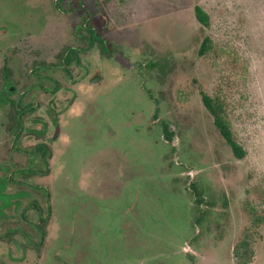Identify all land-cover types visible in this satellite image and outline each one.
<instances>
[{
    "label": "rangeland",
    "instance_id": "obj_1",
    "mask_svg": "<svg viewBox=\"0 0 264 264\" xmlns=\"http://www.w3.org/2000/svg\"><path fill=\"white\" fill-rule=\"evenodd\" d=\"M54 3L0 0V89L5 65L17 85L9 99L33 85L27 100L37 109L28 121L45 120L51 136L57 114L63 133L52 162L72 166L58 175L16 171L33 163L14 148L29 151L34 138L25 132L15 141L10 108L1 107L3 264H264V0H112L104 7L115 39L109 50L78 41L68 24L84 22L82 14L67 20ZM198 4L209 26L197 19ZM207 36L211 47L201 54ZM67 46L87 50L71 75L54 73L61 89L52 93L53 71L42 62ZM201 91L224 102L244 157L232 152ZM34 191L52 192L48 203L57 205L44 239L20 218H40L29 198L12 210ZM35 199L45 210V198Z\"/></svg>",
    "mask_w": 264,
    "mask_h": 264
},
{
    "label": "flooded vegetation",
    "instance_id": "obj_2",
    "mask_svg": "<svg viewBox=\"0 0 264 264\" xmlns=\"http://www.w3.org/2000/svg\"><path fill=\"white\" fill-rule=\"evenodd\" d=\"M88 1L89 0H55L56 4L55 3L54 4L56 6V9L59 10V14L65 15L67 17L66 18L67 20L69 19V16L74 11L78 12L79 14H82V17L84 18V22L80 21L77 23L68 24V29L71 28L70 26H73V28L71 29H73L74 31L76 30L74 34L76 37H78V41L84 44V38L88 39L89 47H92V45L98 41L102 44L103 49L109 50L114 46L115 39L113 38L112 34L108 33V31L112 29L105 28V26L109 25L106 22V20L107 21L110 20L111 17H109V15L105 13L106 10L104 7L106 6V4H108L112 0H99L100 4L98 6H96V4L94 3V5L91 7L87 4ZM65 4H67V6ZM58 19L62 21V19L55 17L56 22L58 21ZM62 23H65V22L62 21ZM63 26L65 27L66 23L62 25L61 27ZM84 29L89 32L90 35L88 37L87 36L84 37ZM84 50H87V49H85L82 46H67L61 54L60 53L56 54L52 58V61L50 62V64H48L46 61L42 62L43 67L46 66L47 68L53 71V74L47 75L46 77L56 82L55 86L51 90H49L50 92L56 93V92H59V90L61 89V83L55 80L54 78L55 76L53 77L54 73L58 71L59 68H61L66 74L71 75L72 74L71 65L73 63L78 64L81 62V55L84 53ZM5 66H4V82H3L2 88L0 89V120H1V107L3 105H6L7 106L6 108L8 107L10 108L6 111L7 112L11 111L8 114V120L11 121V124L6 126L7 132L10 134L12 133L16 134L15 139H14L15 141L18 140L19 137L23 135V133L28 132L30 136L34 138V143H35L32 146V149L29 151H22L20 148H14L13 147L14 144H13L12 147L16 150V152L18 150V152H21L23 154L25 153L28 154L26 157L27 158L26 161H28V163H31L29 162V159L30 160L32 159V163H33L31 165L17 168L16 171H20V173L23 172L24 174L29 173L31 175H38V176L44 175L48 172L49 173L46 175H55V174L58 175L60 172L59 170H62L64 173H66L65 171H69L72 168V166L60 167L58 166L57 162L55 161L52 162V160H54V156L56 154L57 149L59 150L61 149V147L57 148L56 144H57V141L60 140V138L62 137V133H63V128L61 126V123H60V120L58 119L57 114L53 115L52 121H53L54 128H53V133L51 136L49 135L50 128L48 124L45 122V120L43 121V119L41 120L39 118H35V119L33 118V119H30V122H29L28 121L29 117L32 116L35 110L37 109V104L34 100H30V101L29 99L27 100V97L28 95H30L29 93H30V90L33 88L32 87L33 85L31 84L29 87H27V89H25L20 94L21 96L19 98L9 99L7 97V93H12L13 91H15L17 89V85L14 84L12 80H10L9 78L10 70L7 69ZM39 66L40 65H35L32 71L33 70L38 71L40 69L38 68ZM35 74L39 76L37 79L40 80L41 75H39V73H33V75ZM91 81L98 82L99 75H95L93 78H91ZM40 82L42 81L37 82L38 85L40 84L39 88L47 92L48 91L47 88L44 87V85ZM28 122L30 123L28 125L32 124V126L25 127V125ZM39 124H41V126H38ZM166 125L170 127L166 122H163V131H164L165 136L167 137L166 132H165ZM171 131L173 132L172 129ZM173 135H174V132L172 133L171 138L170 137H167V138L170 140H173ZM80 148L83 153V146L81 145ZM35 160H38L40 163H43L45 165L44 169L41 165L38 166L37 164H35L36 162ZM81 167H84V159L81 160ZM26 169L30 170V172H27ZM23 184H27V181L23 182ZM0 185L7 187V183L5 179L0 178ZM36 185L37 187H41V185L43 184L40 183ZM36 185L33 184L34 187H36ZM27 189L30 190V187H28ZM4 191H6L5 188H4ZM48 192L49 191L47 192L45 191V193L44 192L39 193V192L34 191L33 194L30 196L21 197L20 202L17 205L12 206V210H14L20 205V203L23 202L25 198H29L30 201L27 200L28 203L32 202L33 204L32 208L35 212L40 213V218L37 223H33V221L30 220L29 216L25 215L24 212H21L22 215H20V218L26 223L30 224L31 226H35L36 228H38V231L40 232V236L42 239L45 238L48 231L52 232V229H51L52 219L53 217L54 218L56 217L55 211H56L57 205L56 203H52L53 207L52 208L50 207L51 205H49L48 199L50 201V197H52L53 194L52 192H49V193ZM35 196L45 198V201L47 202V205H48L46 206L45 210H44L43 204H41L38 199L36 200ZM78 198H83V196L82 197L79 196ZM45 211L48 212L47 215H44ZM12 229L13 228L10 226L7 227L6 234L8 235L14 232V230L12 231ZM17 230H21L22 232L25 230L28 233L27 234L28 236L24 232L23 233L27 236V239L31 240V242L34 243L38 248L41 247L42 241H40L39 243H36L34 240L35 238L33 237L34 235L29 228H27L26 226H21L17 228ZM53 257L55 259V256ZM0 264H3L1 257H0Z\"/></svg>",
    "mask_w": 264,
    "mask_h": 264
},
{
    "label": "trees",
    "instance_id": "obj_3",
    "mask_svg": "<svg viewBox=\"0 0 264 264\" xmlns=\"http://www.w3.org/2000/svg\"><path fill=\"white\" fill-rule=\"evenodd\" d=\"M195 15L197 19L203 25H206V26L210 25V15L204 9L202 5L198 4L195 6ZM211 41L212 40L210 36H207L204 39L201 45V48H200L201 54H204L210 49ZM201 95H202V100L204 102V105L209 110V112L213 115L215 125L219 129L220 133L222 134L226 142L231 147V150L234 153V155L238 158L244 157L246 150L243 147V145L238 142L236 138L231 121L229 120L227 116L224 102L220 100L219 98L210 95L206 91H201ZM165 132H166L167 137L171 138L173 132L171 131L170 127H168L167 125L165 126Z\"/></svg>",
    "mask_w": 264,
    "mask_h": 264
}]
</instances>
